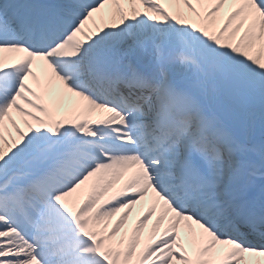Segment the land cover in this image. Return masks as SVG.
I'll return each instance as SVG.
<instances>
[{
  "label": "snow or ice",
  "instance_id": "snow-or-ice-1",
  "mask_svg": "<svg viewBox=\"0 0 264 264\" xmlns=\"http://www.w3.org/2000/svg\"><path fill=\"white\" fill-rule=\"evenodd\" d=\"M0 264H264V0H0Z\"/></svg>",
  "mask_w": 264,
  "mask_h": 264
},
{
  "label": "bare ground",
  "instance_id": "bare-ground-1",
  "mask_svg": "<svg viewBox=\"0 0 264 264\" xmlns=\"http://www.w3.org/2000/svg\"><path fill=\"white\" fill-rule=\"evenodd\" d=\"M139 210V207L137 208V211ZM134 215H135V212H134Z\"/></svg>",
  "mask_w": 264,
  "mask_h": 264
}]
</instances>
